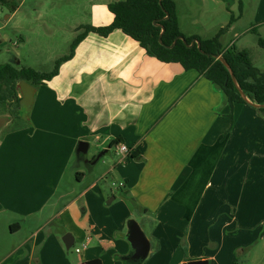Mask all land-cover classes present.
I'll use <instances>...</instances> for the list:
<instances>
[{"label": "crops", "instance_id": "obj_1", "mask_svg": "<svg viewBox=\"0 0 264 264\" xmlns=\"http://www.w3.org/2000/svg\"><path fill=\"white\" fill-rule=\"evenodd\" d=\"M115 1L78 0L77 6L88 7L89 21L78 20L71 37L75 40L82 26L112 24L108 6ZM200 1L203 14L216 17L204 39L225 29L222 46L249 53L264 72V48L258 44L264 39V0ZM26 5L23 0L16 12L6 10V18L18 16ZM199 21L195 15L190 20L193 26ZM31 91L29 124L0 140V264L132 262L131 220L151 243L142 264H235L236 253L254 245L256 222L264 214L259 106L249 100L232 108L223 91L197 70L149 56L121 30L108 37L90 33L57 76ZM91 139L103 157L120 139L137 158L125 161L116 149L119 160H103L100 167L92 163L96 154L89 159L76 154L80 141L90 150ZM92 174L96 178L90 179ZM66 178L69 187L63 190ZM111 179L124 184L108 204L112 196L101 181ZM67 233L76 248L91 238L81 254L66 249ZM185 235L188 260L181 245Z\"/></svg>", "mask_w": 264, "mask_h": 264}, {"label": "trees", "instance_id": "obj_2", "mask_svg": "<svg viewBox=\"0 0 264 264\" xmlns=\"http://www.w3.org/2000/svg\"><path fill=\"white\" fill-rule=\"evenodd\" d=\"M22 1L0 0V9L14 13L20 8ZM108 8L114 15L112 24L103 27L91 25L80 27L72 43L70 54L59 59L53 71L41 72L33 68L17 66L15 63L0 65V111L3 106L11 104V115L14 119L26 118L27 113L22 114L26 106L25 98L19 95L20 83L35 88L46 84L59 74L60 66L64 62L74 57L77 46L90 33L108 37L115 30H121L139 43L149 56L163 63L181 64L185 70H197L200 76L223 91L232 108L235 104L248 103L235 85L230 70L214 57L222 55L235 75L240 89L248 100L259 106L258 110L264 116V72L255 67L249 53L239 51L234 46L228 49L222 46L220 36L225 29L211 39L185 36L181 31L174 0H119L109 4ZM182 37L187 44L180 39ZM193 40L201 42L202 52L197 45L192 48L188 46ZM175 41L177 42L174 45ZM258 44L264 48V39L260 38ZM120 142V139L112 141L110 148ZM133 157L137 158V155L134 154ZM125 196L133 201L131 196L127 194ZM181 245L185 259L188 260L186 235L182 238ZM153 249H159V245L153 246ZM124 264H142V262L124 261Z\"/></svg>", "mask_w": 264, "mask_h": 264}, {"label": "rangeland", "instance_id": "obj_3", "mask_svg": "<svg viewBox=\"0 0 264 264\" xmlns=\"http://www.w3.org/2000/svg\"><path fill=\"white\" fill-rule=\"evenodd\" d=\"M77 1L78 0H49V2L53 4L38 6L34 5V1L27 0V5L24 8L25 10L11 19L6 18L9 16L6 10L4 11L5 14L0 12V65L15 63L17 66L33 68L41 72L53 71L56 62L68 56L71 52V43L74 41V37H71V28L78 23V20L83 22L89 21L88 13L87 15L85 13L88 7L84 6L85 4L77 6ZM174 1L178 6V15L181 18V30L186 35L198 34L202 39L207 38L208 33L205 31V28L212 25L211 28L213 29L215 23L211 21H215L216 17H213V14V18L204 15L201 11L203 6L201 1L198 2L199 0ZM200 5L201 8L199 9ZM33 8H35L34 11ZM193 15L200 20L196 22L194 26L190 22ZM224 38L228 39L229 37L227 35ZM247 39L248 42L253 43V36ZM239 44H241V42ZM28 87L29 85L25 83L19 84V95L23 99L25 98ZM25 106L26 107L22 110V114H28L27 104ZM0 114H11V104L3 106ZM27 114L26 118L14 119L13 122L0 133V140L9 131L27 126L29 124ZM90 141L92 146L88 154L85 155L86 159L91 158L94 154L99 155L102 152V147L95 145L94 139ZM103 160L107 162L118 161L119 157L116 153V149H113L111 154H107L98 162L100 167L105 166L103 165ZM76 161V159L73 161V167H75ZM79 164H81L80 168L83 170L86 169L85 162ZM92 175L89 176L90 179L93 177L96 178ZM119 182L120 181L116 182V180L111 179V181L108 182L102 180L101 184L104 186L106 194L111 197L112 194H119L120 190L123 189L120 188ZM84 185L86 184H83V186ZM67 187H69L68 178L65 179L63 190H66ZM78 190H80V188ZM261 207L262 206H260V208ZM219 216H217V218ZM256 223L260 225L256 233L258 237L254 245H251V247H244V249H241L242 251L240 250L239 253H236V264H264V214L263 219ZM254 229L255 227L251 228L252 231Z\"/></svg>", "mask_w": 264, "mask_h": 264}, {"label": "water", "instance_id": "obj_4", "mask_svg": "<svg viewBox=\"0 0 264 264\" xmlns=\"http://www.w3.org/2000/svg\"><path fill=\"white\" fill-rule=\"evenodd\" d=\"M180 39L183 40L187 44L185 38L182 37ZM176 42L177 41H175L174 45L176 44ZM195 45H197L198 49L202 52L201 42L199 40H193L192 43L188 46L190 48H192ZM214 57L217 60H220L221 62H223L225 64V66L230 70L231 75H232V79H233L235 85L240 90L243 98L249 102V100L247 99V97L245 96L243 91L240 89L235 75L231 71L230 66L224 60L223 56L222 55H215ZM31 88H32L31 86L28 87V89L26 91V95H25V105L27 104L28 108L31 106V102H32ZM13 120H14V118L11 114H9V115L0 114V133L11 122H13ZM88 151H89V143H87L85 141H80L78 143V146L76 149V154L78 156H81V155L85 156L88 154ZM102 158H103V153L97 155V157L95 158V160L92 163L96 164ZM114 199H115V197L112 196L110 198V200L108 201V204H111ZM128 228H129V233H128L127 238H128V241L131 243V248H132V252H133L132 259H133V261H136V262H144L148 258V256L150 255V252L152 251L151 243H150L149 239L147 238L146 234L144 233V231L142 230L141 226L139 225V223L137 221L131 220L128 223ZM63 242L66 246V249L71 250L75 245V238L71 233H67L63 237ZM188 264H208V262L200 260V261H191Z\"/></svg>", "mask_w": 264, "mask_h": 264}, {"label": "built area", "instance_id": "obj_5", "mask_svg": "<svg viewBox=\"0 0 264 264\" xmlns=\"http://www.w3.org/2000/svg\"><path fill=\"white\" fill-rule=\"evenodd\" d=\"M116 146H117L116 149L118 153L123 156V159L125 161H127V159H129L130 157L134 155L133 151L129 147H127L125 144L119 143ZM122 187H123V184H120V188ZM90 239H91L90 237H87L86 242L81 247H78V248L73 247L72 249H74L76 253L81 254L84 251V249L87 248L88 242L90 241Z\"/></svg>", "mask_w": 264, "mask_h": 264}]
</instances>
